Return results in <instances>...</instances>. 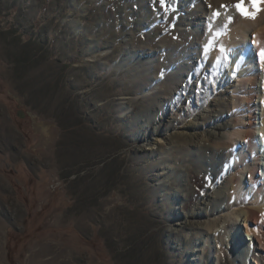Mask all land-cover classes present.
<instances>
[{"label":"rangeland","instance_id":"obj_1","mask_svg":"<svg viewBox=\"0 0 264 264\" xmlns=\"http://www.w3.org/2000/svg\"><path fill=\"white\" fill-rule=\"evenodd\" d=\"M117 3L0 0V264H239L217 236L190 260L199 218L177 220L159 185L153 123L136 121L148 103L114 65ZM168 132L178 161L183 137ZM184 171L180 216L210 187L196 164Z\"/></svg>","mask_w":264,"mask_h":264},{"label":"bare ground","instance_id":"obj_2","mask_svg":"<svg viewBox=\"0 0 264 264\" xmlns=\"http://www.w3.org/2000/svg\"><path fill=\"white\" fill-rule=\"evenodd\" d=\"M238 2L247 15L236 11ZM116 13L114 65L133 72V93L148 103L136 121L153 123L146 145L163 156L159 185L177 220L199 218L190 260L199 262L195 249L217 236L237 263L264 264V0L255 7L253 0H118ZM204 14L212 21L202 28ZM167 118L171 127L161 130ZM170 129L183 137L178 161L167 156L174 147L167 137H177ZM187 162L204 171L210 187L180 216ZM211 252L217 261L220 249Z\"/></svg>","mask_w":264,"mask_h":264},{"label":"snow or ice","instance_id":"obj_3","mask_svg":"<svg viewBox=\"0 0 264 264\" xmlns=\"http://www.w3.org/2000/svg\"><path fill=\"white\" fill-rule=\"evenodd\" d=\"M256 0H253V7H255ZM237 10L241 12L242 15H247L248 13L244 10L242 3L238 2L236 4ZM214 15H218V13H214ZM261 59H264V50L261 51Z\"/></svg>","mask_w":264,"mask_h":264},{"label":"water","instance_id":"obj_4","mask_svg":"<svg viewBox=\"0 0 264 264\" xmlns=\"http://www.w3.org/2000/svg\"><path fill=\"white\" fill-rule=\"evenodd\" d=\"M19 116H21V117H22V116H23V114H22V113H19Z\"/></svg>","mask_w":264,"mask_h":264}]
</instances>
